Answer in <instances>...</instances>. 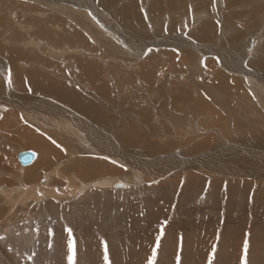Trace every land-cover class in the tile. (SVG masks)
Listing matches in <instances>:
<instances>
[{"label": "rangeland", "instance_id": "374dc122", "mask_svg": "<svg viewBox=\"0 0 264 264\" xmlns=\"http://www.w3.org/2000/svg\"><path fill=\"white\" fill-rule=\"evenodd\" d=\"M22 1L0 0V27L2 30V35L0 34V49L2 50V52L0 51V70L3 63H6L5 65L10 64L11 58H16L7 52H39L43 60L33 66H26L25 72L21 74V81L29 82L28 74L35 72L37 69L54 71L52 78L75 88L82 97L90 100L98 108L103 109L104 106L109 110L111 120L106 121L109 125V128H107L103 122L93 121L69 106H67L68 109L65 107L66 105L64 108L62 107L63 113L65 112L68 116L77 118V122H80L78 121L80 119L102 131L112 142L116 141L114 132L117 126H115V123L119 116L123 121L128 117H136L137 112L144 107H156V105L153 106L155 99L151 97L152 92L149 91L151 95L147 93L146 84L148 83L145 80H138L133 85L126 84L124 90H122L123 93L120 95L116 91L115 84H110L109 96L104 98L97 90L94 91L90 85L89 87L86 86L88 81L84 80L87 79L83 81L80 79L76 72L79 67L89 61L98 60L100 53L94 51L82 53L80 48L71 44L70 29L66 26L71 24L70 21L62 13L57 11L54 13V10L48 7L51 3L67 5L68 0H47L42 8L38 6L34 9L30 6L26 9L16 8L15 6ZM69 1L80 5L79 0ZM90 1H94V4L97 2V0ZM219 1L222 3V0ZM150 2L151 0L148 3V8ZM247 3L242 1L229 9L226 8L228 11L226 13L242 12L241 9L247 11V7H245ZM210 4L214 8L217 1L213 0ZM187 8L190 10L191 7ZM30 9L39 11L31 13L28 11ZM98 9L104 13L107 12L102 2L98 5ZM185 9L183 7L174 12L176 16L178 15L176 18L180 16L179 19L174 20V24L178 22V28L176 29L182 27L185 30L184 33L175 32L173 36L190 37L191 30L196 28L194 26L201 24L200 21L195 23L191 17V14L200 11L195 13L190 11L189 13L188 9ZM70 13V11L64 12L66 15ZM46 14H53L59 20L51 22L48 19L49 24H42ZM89 18H92V16H89ZM100 18H103V16H100ZM215 18L219 23V26L216 23L219 29V17L215 16ZM33 19L38 22L32 24V22L34 23ZM80 20L82 21L81 17H79ZM146 20L148 21V27L150 24L149 19ZM241 20H244L243 24L248 22L247 17H242L240 20L230 19L228 22L229 24L234 22L236 24L237 21L240 25L239 21ZM103 21L106 22L107 27L102 25L99 28L100 33L94 35L109 36L111 26L108 19L103 18ZM119 25L124 29L136 27L132 24H124L121 21ZM168 25L167 27H171V22ZM46 26L47 29L50 28L49 30H51L49 34L43 32ZM241 26L243 29V25ZM84 28V26L81 27V31ZM146 29L144 32H146ZM32 34H34L36 42H30L26 46ZM253 34L256 35L257 33ZM158 36L161 37L159 34ZM115 37L119 43L124 44L123 40L117 35ZM192 39L194 38L192 37ZM254 40L252 35L247 49L249 55H252L261 43L255 45ZM257 41H264V37L259 36ZM91 42L94 43V41ZM171 43L175 44V42ZM171 45L151 47L142 54V58L140 57L139 60H143L150 50L166 52L175 50L170 47ZM179 46L184 49L185 56L188 52L191 54L200 52L195 43H185L183 39H181ZM221 48L222 56L233 61L234 56L227 47L222 44ZM178 52L184 54L183 51ZM164 57L162 56L160 59ZM87 58L89 60L82 61ZM16 59L18 60V58ZM219 59L220 57L215 52L204 56V59L198 64L201 65L200 69L202 70L198 76L186 70L188 65L193 64V61L182 59L179 60L178 70L171 75L173 76L172 81H185L194 87L203 82L213 88L212 85L221 83L219 80L212 79V77L219 74L237 79H231L232 83H228L230 93L235 94L234 97L229 98L230 104L233 105L230 108L219 106L205 91L199 87L196 88V92L202 95L212 107V110L204 112L205 122L190 116L195 120L198 119L196 123H202L203 125L199 127L201 129L200 133L195 134L198 136L197 138H204L202 142L197 141L195 143L202 149L201 153L196 155L211 152L215 146L227 151L231 145H237L238 148L245 145L243 148H247V152L241 149L240 152L235 151L238 153L234 154L233 157H229L228 161L245 153L247 154L242 159H248L251 153L252 156L249 160L253 161L254 156L259 155L258 159L264 161V147L262 145L256 147L253 139L254 137L255 139H264V117L259 115L262 114L263 110L256 113L254 89L247 84V77L254 79L253 71L256 73H261V71L247 63L248 67H246L250 74L245 73L247 77H243L239 72L229 70L224 61L221 64ZM107 60L103 61L110 63ZM208 60L215 61L209 64ZM117 63L124 64L127 67L121 61H117ZM213 65H216V68ZM208 67L212 68V70L210 69L212 71L211 75L207 70ZM133 69V67L128 66V71ZM176 76H180V78H176ZM1 77L6 79V83L11 88L12 77L11 79L9 76ZM244 80H246L245 83ZM263 80L264 78L261 76L255 77V82L259 84ZM29 83L31 84V81ZM30 84L26 83L23 86L22 91L25 90L19 92L20 97L17 94L12 96L9 93L11 98H17L22 102L24 100L23 103L17 102L19 105L14 108L0 104V123H2L0 124V130L2 128L0 131V264H264V174L261 172V177H251L249 175L256 172V170H261L259 168L262 165H255L254 169L256 170L253 167L248 170L243 168L244 171L248 172L246 174H225L227 177H224V175L216 176V174L208 176V174L203 173L205 171L201 172L192 168L188 171H181V168L175 170L172 168L170 172H165L163 175L156 170L149 171L152 168L149 164L150 160L155 157H157L155 160H158L159 156L168 157L173 151H177L176 154L179 155V151L183 150L185 142L190 140L187 131L177 127V129H174L175 135H173V138H164L167 141L175 140L173 143H175L176 148L175 146L171 147L173 150H170L171 148L163 149V154H157L147 148H125L123 152L133 153L136 158L140 157V160L145 159L148 161L147 163H140L138 166L131 164L129 158L125 156H122L119 162L112 159L114 156L89 152V147L91 149L92 147L99 148L101 145L95 142L89 144L88 147L76 138H71V141H76L78 144L82 143L83 150H77L78 153L72 157L67 147L57 142L48 132L40 131L39 127L33 125L34 121H42V118H45L43 121L53 118L59 124L65 127L69 126L70 124L64 119V115L62 116V113L57 110L47 112L46 117L38 115L41 110L45 111L48 110V107H53L51 101H56L57 104H61V101L58 102V99L57 101L35 92L34 84ZM13 85H15L14 81ZM261 94L264 95V91ZM255 95L257 96V94ZM167 96L170 98V95ZM236 96L237 98H235ZM37 102H41L48 107L35 105L37 109L30 108V110H34L35 114L32 113V116H36L35 120L24 117V115L29 116L30 114L22 112L23 108L19 106L21 104L32 105ZM244 102H247V108L251 106L250 109H247L249 114L240 112L241 109L246 107ZM40 107L45 108V110ZM231 108L234 110L230 111ZM156 111L160 110L157 109ZM21 113L23 114L21 115ZM157 113H154V117L151 115L150 119L159 120ZM50 114H53L54 117ZM137 121L139 122L138 119ZM140 123L145 122L141 121ZM247 125L250 126L247 127ZM143 130L146 138H150L149 145L159 146L157 140H152L148 135L147 127L144 125ZM31 132H37L45 137L42 140L47 144L46 149L40 146L32 147L29 144L27 135ZM133 133L135 134V131ZM176 135L179 137L175 139ZM256 135L258 136L256 137ZM193 136L191 139H193ZM243 138L246 139L244 140L246 142H242ZM158 140L163 145L161 139L158 138ZM254 148L258 149L252 150ZM22 151L36 152L37 158L34 165L31 164L32 167L25 168L26 166L21 165L18 160V153ZM39 154L40 158H38ZM97 164L101 166L100 172L88 168V165L95 166ZM131 166H133V170H136V175L131 172L129 168ZM248 167H250L249 164ZM245 168L247 167L245 166ZM155 174L160 175V179L159 177L155 179L153 177ZM24 175L27 178L26 180ZM127 176L131 177L128 180L129 185L124 184L126 187L116 188L111 186L112 181L120 180L122 182L121 180ZM102 179L108 180L106 184L108 186L104 189L97 187L103 185L100 183ZM23 183L27 184L32 191H35V198L26 197L22 203L14 205L13 202H17V196L12 198L10 202L9 198L4 197V190L7 187V189L14 190L16 193L17 188L19 190L21 187L19 184L23 185ZM49 189H53L54 192L51 193ZM22 190L24 193L27 192L24 191L23 187ZM17 193L22 194L20 190Z\"/></svg>", "mask_w": 264, "mask_h": 264}, {"label": "bare ground", "instance_id": "6f19581e", "mask_svg": "<svg viewBox=\"0 0 264 264\" xmlns=\"http://www.w3.org/2000/svg\"><path fill=\"white\" fill-rule=\"evenodd\" d=\"M149 1L150 0H108V1L97 0V2H95L94 4L93 3L94 1L92 2L90 0H79L78 2L80 3V5H77L68 0L67 5H59V4L51 3L48 5V7L52 8L54 10V13L55 11L62 13L70 21L71 24L66 26L70 29L71 44L80 48L82 53L88 51H92V52L94 51L95 53H100L99 57L101 59L98 58V60L96 61H89L85 65H81L79 67L78 69L79 72L76 71L77 75L80 77L82 81L84 79H87L84 80V81H88L86 82V84L88 83L86 86L89 87L90 85L93 88V90L94 91L97 90L102 97L108 98L110 84L111 85L113 83L115 84L116 91L120 95L123 93L122 90H124L126 84L133 85L138 80L139 81L145 80L148 83L146 84L148 95L150 94L149 91H151L152 95L151 94L150 95L151 97H153V99H155V104L153 105V106L156 105L155 108L144 107L141 111L137 112L136 117H128L126 119H123V121L121 116H119V119L115 123V126H117V129L114 132L116 134L115 137L116 141H113L114 142L113 143L108 136L106 137V135L102 133V131L94 128L90 124H87L80 119L78 120L80 122H77V118H74L73 116H68L65 112L63 113V108L66 105L65 107L67 109H68L67 106H69L70 108L77 110L78 112L84 114L93 121L99 120L103 122L105 126L109 128V125L106 122L111 120L110 119L111 115H109L110 114L109 110H107L103 105H102L103 109L98 108L90 100L82 97L75 90V88H72L70 85L64 82L58 81L56 78H52L54 71L51 70L46 71V69L44 70L37 69L35 72H30L28 74V81L29 82L31 81V84L32 83L34 84L35 92L46 95L47 97H51L54 100L58 99L59 101L58 100L57 101L58 102L61 101L60 102L61 104H57L56 101L55 102L51 101L53 107L45 106L41 102L33 103L32 105L21 104V106H19L23 108L21 111L30 114L29 116L24 115V117H29L35 120L36 116H32L34 110L32 109L30 110V108L37 109L36 106L38 105H42L43 107H48V110H45V108L40 107L41 109L45 110V111L41 110V113L38 114L41 115L42 117H46V115H48L47 112H51V110H57L60 113H62V116L64 115V119L67 120L70 124L67 127L59 124L53 118L47 119L48 121L46 120L43 121V119L45 118H42V121L39 120L34 121L35 123L33 125L39 127L40 131L42 130L43 132H48V134L52 138H54L57 142H60L65 147H67V150L69 151V154L72 157L78 153L76 152L77 150L78 151L83 150L82 143L78 144L76 141H71V138H76L78 141L81 140L79 142L85 143L88 147L89 144H94L95 142L101 145V147L99 148L92 147L91 149L89 147V152L95 154H103L105 156H114L112 159L117 160L119 162L121 161V157L125 156L129 158L131 164L138 166L140 163L143 164V163H147L148 161L145 159L140 160L139 159L140 157L136 158V156L133 153L123 152L125 148H132V147L147 148L154 151L157 154H163L164 153L163 149L167 150L175 146V143H173V141L175 140L167 141V139L164 138H168V137L170 139L173 138V135H175L174 129L179 128L181 130L184 129L187 131V136L188 139L190 140H188V142H185V146L182 151H179V155L176 154L178 153L177 151H173L168 155V157L159 156L158 160H155V158L157 157L150 160L149 164L152 168H150L149 171L156 170L158 173L163 175L165 172H170L172 168L174 170L177 168H181V171L182 170L188 171L190 168H192L193 170L196 169L197 171H201V172L205 171L206 173L205 172L203 173L208 174V176L209 175L212 176L216 174V176L224 175V177H227L225 176V174L228 173L246 174L248 172L244 171V169L248 170L251 169L252 167L254 169V167H256L255 165H262V167L259 168L261 170L254 169L256 170V172L251 173L249 175L251 177H256V176H260L261 172L264 174V161L258 159L259 155L258 156L255 155L253 161L249 160V158L252 156L251 153L248 159L247 158L242 159V157L245 154H247L245 153V154H240L239 156H236L234 158H231V160L228 161L229 157L231 156L233 157L234 154L238 153L235 151H239L241 149L247 152L248 149L243 148L245 145H242V148H238L237 145L235 146L231 145L232 147L229 146V150L227 149V151H223L224 149L222 150L219 148V146H215V148H213L211 152L196 155L198 153H201L202 149L201 147H198L195 143H197V141L202 142L204 140L203 137L197 138L198 136L195 135L197 132L200 133L201 129H199V127L203 126L202 123L198 124L196 122L198 119L205 122L204 112L206 110L208 111L212 110V107L205 100V98L196 92V88L199 87L200 89L205 91L214 101H216L219 104V106L221 107L226 106L230 108L233 107V105L230 104L229 98L234 97L235 94H232V92L230 93V87L228 83H232L231 79L233 78H230V76L225 77L222 76L221 74L215 75L214 77H212V79L219 80L221 83H219L218 85H212L213 86L212 88L207 83H203V82L198 84V86L194 87L185 81L184 82L172 81L173 76H171L175 74L176 70H178L179 60L182 59L193 61V64L188 65L186 70L188 72L191 71L190 73L194 74L195 76H198L202 72V70L200 69L201 65L198 64L204 59V56L208 55V53H214V52L217 53V56L220 57L219 60L221 64L222 61H224L226 67L229 70L237 71L240 74H242L243 77L246 76V74H250V71L247 69L248 67L247 63H249L253 68L261 71V73H256L255 71H253L254 79L251 77H247V76L246 77H247V84L254 89L253 94L256 97L255 98V104H256L255 109L257 111L256 113H258L259 110H263L262 114L259 115L264 117V95L261 94L262 91H264V80L262 81L261 84L255 82L256 76H261L264 78V41H257L259 39V36L264 37V0H222V3L219 0H216L217 4L214 6V8L210 4L213 2V0H151L150 6L148 8ZM242 1L248 2L247 5L245 6L247 7V11L241 9L242 12L236 11L235 13H231V14L226 13L228 12L227 9ZM101 2L107 9L106 13L98 9V5ZM46 3L47 0H23L20 4H17L15 7L20 9H26L30 6L31 8L34 9L38 6L42 8ZM179 6L180 8L185 7L186 9H188L189 13L190 11H192V13H195L196 11H200L196 14H191L192 15L191 17L192 19H194L195 23H199V21L201 23L199 26L198 25L194 26L196 28H193L191 30L190 35L194 39H192L191 36L190 38L186 35H185L186 38L183 37V35L173 36V33L175 32L177 33L178 31L180 33H184L185 30L182 29V27L181 29L179 28L177 30L176 28H178L177 27L178 22L174 24V20L179 19L180 17L179 16L178 18H176L178 15L176 16L174 13L176 10H180ZM189 6L191 7L190 10L189 8H187ZM72 7H75L77 9H74ZM33 9H30L28 11H30L31 13H36L37 11H39V10L35 11ZM66 11H70L71 13L69 15H66L64 14V12ZM245 11L248 13H246ZM53 14H46V18H44L42 24L45 23L49 24L50 21L47 22L48 19H50L51 22H56L55 20H59V18L55 15L53 16ZM78 16L81 17L82 21L81 20L79 21ZM89 16H92V18H89ZM100 16H103V18L108 19V22L111 26V28L109 29V36L103 34L94 35L95 33H100L99 28H101L102 25L107 27L106 22L103 21V18H100ZM215 16L219 17L220 20L219 29L217 28V24L219 26V23H217L218 21L215 20L216 19ZM242 17H247L248 22H244L243 24L244 20L243 21L241 20L242 22L239 21L241 23L240 25L238 24L237 21L236 24L235 22L231 24H229L228 22L230 21V19L240 20ZM146 19H149L150 24L148 27H147L148 21ZM187 19L186 21L188 22ZM35 20L34 23L32 22V24L38 22V21L35 22ZM182 20H183V16H182ZM120 21L124 24H130V25L132 24L134 25V27L135 26L136 27L135 28L132 27L131 29L128 28L124 29L123 27H120L119 25ZM169 22H171V27H167L169 26L168 25ZM241 25H243V29ZM80 26L81 27L84 26L85 28L81 31ZM49 29H47L46 26L43 32L45 34H49L51 32V30ZM145 29L146 32H144ZM253 33H257V34L255 35ZM0 34L2 35L1 27H0ZM115 34L120 39L123 40L124 44L119 43L117 41ZM158 34L161 35V37H159ZM252 35L253 38L255 39L254 40L255 45H257L259 42L261 43H259L256 51L252 55L251 54L249 55L247 53V49L249 47V43L251 42L249 41V39L252 37ZM181 39H183L185 43H195L200 52H196L194 54L188 52V54L185 56L184 49L181 46H179ZM91 41H94V43ZM30 42H36V38L34 37V34L31 35V39L27 41L26 46H28ZM171 42H175V44ZM168 44H172L170 47L171 48L173 47L175 50L171 52H166L161 50H150L148 55L143 60L141 61L139 60L142 54L151 47L152 48L155 46L161 47ZM222 44L225 47H227L230 53L234 56L233 61L226 59L225 57L222 56V48H221ZM96 49L99 50L97 51ZM0 51L2 52L1 49ZM178 51H183L184 54H180ZM7 53H9L12 57L18 58V60L16 58H11L10 64L5 65L6 63H3L1 65L0 104H4L7 107L14 108L16 105H19L17 102L19 101L22 102V101L17 98H11L10 94L12 96L17 94L18 97H20L19 95L21 94L19 92H24L25 90L24 89L22 91L23 86L26 85V83L30 84L29 82L21 81L22 78L21 74L25 72L26 66L30 67L35 64L41 63L43 59L40 57L39 52L36 51H24L23 53L19 51H10ZM199 53L202 56H200ZM162 56L165 57L160 59V57ZM106 59H108L109 61L108 60L107 61L110 63L103 61ZM2 60L5 61L4 59ZM86 60L89 59L87 58L82 61H86ZM117 61H121L122 63H125L127 67L124 66V64L117 63ZM214 61L215 60H211V61L208 60V63L211 64ZM128 66L133 67L134 69L128 71ZM213 66H215L216 68V65ZM210 69L212 70L211 67L207 68L209 74L211 75L212 71H210ZM1 76H9L10 79L12 77L11 88L6 83V79L2 78ZM176 78H180V76H176ZM233 80H237V79H233ZM13 81L15 82V85H13ZM245 81L246 80H244V83ZM247 86L245 87L247 88ZM249 86L248 88H250ZM255 94H257V96ZM167 95H170V98H168ZM237 96L235 98H237ZM244 106L246 107L244 109H241L242 111H240L239 109V111L242 112L243 114H249L248 113L249 110L247 111V109L251 106L247 108L248 106L247 102H244ZM257 107H259L260 109L259 108L257 109ZM157 109H159L160 111H156ZM231 110L234 109L231 108L230 111ZM156 112H158L157 116L159 117V120H156L155 118L151 120L150 116L153 115L154 117V113ZM183 112H185V114H183ZM22 114L23 113H21V115ZM50 115L52 116L53 114ZM55 115H57V113H55ZM190 116L198 119L195 120L193 118H190ZM137 119L139 120V122L137 121ZM140 120L145 122L142 124L147 127L148 135L151 137L152 140H157V144L159 146L149 145L150 138L149 139L146 138V134L144 133L143 125L140 123L141 122ZM245 120L247 121L246 115H245ZM249 120L251 121V119ZM250 125H247V127ZM8 130L10 131L11 129ZM133 131H135L136 135L133 133ZM177 135L176 137H174L175 139L179 137ZM192 136L193 139H191ZM257 136L258 135H256V137ZM27 138L29 139V144L32 147L40 146L43 149L47 148V144L42 140L45 138L42 137V134H38L37 132H31L28 133ZM158 138L161 139L163 145L159 143L160 141L158 140ZM253 139H254V145L256 147H259L258 145H262L264 147L263 138L255 139L254 137ZM244 140L246 139L243 138L242 142H246ZM257 149L254 148L252 150H257ZM170 150L173 149L171 148ZM22 152H26V151H22ZM20 153H18V155ZM36 158L37 156L35 157L34 161H36ZM38 158H40V154ZM32 164L34 165V162ZM248 164L250 165V167H248ZM30 165H27L25 168H30L33 166ZM245 166L247 168H245ZM132 167L133 166L129 168L132 173H135L136 170H133ZM88 168L94 169L98 172H100L101 170V166L98 164L95 166L88 165ZM131 172L129 173L131 174ZM188 173L193 174L191 172ZM136 174L137 173H135V175ZM159 176L160 175L155 174L153 177L157 179ZM130 177L131 176H127L123 180H121L123 183L120 182V180L118 181L114 180V182L112 181L111 186L117 188V186L120 184L127 185L129 182L128 180H130L129 179ZM24 179L25 180L27 179L25 175H24ZM107 179H102L100 183H102L103 185L97 187L102 189L106 188L108 186L106 185L108 183ZM19 185L21 186V187L18 186L20 187L19 190L22 193L20 194L21 196L19 195V193H17L19 192L18 188L16 193L14 192V190L7 189V187L4 190L5 192L4 197L6 199L9 198L10 202L12 198L17 196V202L15 201L16 203H14L12 201L14 205L20 202L22 203V201H24L26 197L31 196L32 198H35V191H32L27 184L23 183V185L21 184ZM22 187L24 191H27L26 193L23 192ZM50 192L52 193L54 192V190L51 189Z\"/></svg>", "mask_w": 264, "mask_h": 264}, {"label": "water", "instance_id": "95a60500", "mask_svg": "<svg viewBox=\"0 0 264 264\" xmlns=\"http://www.w3.org/2000/svg\"><path fill=\"white\" fill-rule=\"evenodd\" d=\"M35 153L31 152V151H26V152H22L18 155V160L20 161V163L23 166H27L30 165L34 162L35 160ZM117 187L122 188L124 187V185H118Z\"/></svg>", "mask_w": 264, "mask_h": 264}]
</instances>
